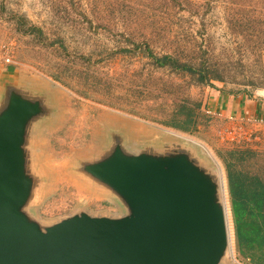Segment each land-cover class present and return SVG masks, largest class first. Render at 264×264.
<instances>
[{
    "label": "rangeland",
    "instance_id": "374dc122",
    "mask_svg": "<svg viewBox=\"0 0 264 264\" xmlns=\"http://www.w3.org/2000/svg\"><path fill=\"white\" fill-rule=\"evenodd\" d=\"M133 43L202 64L209 82L157 68ZM0 61L14 70L15 81L44 92L53 107L32 135L30 171L38 183L27 209L31 219L47 229L81 215L124 217L123 204L82 173L81 165L106 147L113 151L120 131L127 134L125 148L136 155L144 147L184 141L196 160L223 178L231 243L221 264H249L237 255L223 161L228 152L249 147L222 141L228 126L210 113L209 102L214 92L251 93L263 86L264 0H0ZM59 74L88 77L90 96L79 93L86 92L83 80L71 90L53 79ZM109 80L112 97L106 95ZM184 100L195 109L191 133L153 120H186ZM239 168L263 176L264 154L248 157Z\"/></svg>",
    "mask_w": 264,
    "mask_h": 264
},
{
    "label": "water",
    "instance_id": "95a60500",
    "mask_svg": "<svg viewBox=\"0 0 264 264\" xmlns=\"http://www.w3.org/2000/svg\"><path fill=\"white\" fill-rule=\"evenodd\" d=\"M43 93L14 78L0 86V264L222 263L231 243L223 178L184 141L136 155L120 131L113 151L81 165L124 217L81 215L47 229L31 219L32 135L53 115Z\"/></svg>",
    "mask_w": 264,
    "mask_h": 264
},
{
    "label": "trees",
    "instance_id": "16d2710c",
    "mask_svg": "<svg viewBox=\"0 0 264 264\" xmlns=\"http://www.w3.org/2000/svg\"><path fill=\"white\" fill-rule=\"evenodd\" d=\"M16 19L24 23L25 26L29 24L23 17H17ZM31 29L33 32L44 35V32L41 29L34 26H31ZM132 45L134 47L137 46L136 49L141 48L142 55L150 59L152 65L157 68L188 74L200 84H206L209 82L208 78H205L207 77L205 74L207 69L203 67L202 64L182 62L178 57L170 54L163 56L156 55L149 43L140 45V47L136 43H133ZM143 46H145V48ZM82 59L89 61L85 56H82ZM88 73H90V71ZM88 73L87 75H89ZM53 79L71 90L78 89L81 85L80 81L83 80L84 84H82L81 87L82 90H85L86 92L79 93L85 97L90 96L88 90L90 89L91 84H89L88 77L86 80L81 77L64 78L59 74L53 75ZM108 84L109 86L107 87L108 91L106 95L107 97H112L114 96L112 81L109 80ZM103 104L113 108H119L118 105L112 102H104ZM180 108L181 111L185 112V110H187L189 112V115L186 117L187 119L184 121H177V117L179 118L180 115L174 116L172 120L167 122L158 119L153 120L166 127L184 133H191L193 130L192 125L195 124V117L193 114L195 109L191 110L189 108V102L185 100ZM130 112L140 116V113L135 110H130ZM143 117L145 118V116ZM246 149L247 150L228 152V157L223 158L227 172L230 212L234 225L236 249L239 259L247 261L249 264H264V175H255L239 168L248 157L253 158L256 155L258 156L259 154L264 153L251 148Z\"/></svg>",
    "mask_w": 264,
    "mask_h": 264
},
{
    "label": "crops",
    "instance_id": "0c3cea01",
    "mask_svg": "<svg viewBox=\"0 0 264 264\" xmlns=\"http://www.w3.org/2000/svg\"><path fill=\"white\" fill-rule=\"evenodd\" d=\"M14 74L11 67H6L0 61V86L4 81L14 78ZM211 96L210 113L217 117L223 126H228L223 131L227 132V137L225 139L221 137L222 141L235 144L231 137L235 130L243 128L248 138L242 144L264 153V124H254L255 120H264V84L251 93L223 94L218 91Z\"/></svg>",
    "mask_w": 264,
    "mask_h": 264
},
{
    "label": "built area",
    "instance_id": "2783aa9c",
    "mask_svg": "<svg viewBox=\"0 0 264 264\" xmlns=\"http://www.w3.org/2000/svg\"><path fill=\"white\" fill-rule=\"evenodd\" d=\"M5 62L7 64H13L12 58H10V57H7L6 60H5ZM231 120L234 121L233 118ZM254 124H256V125H263L264 124V120H262V119L255 120L254 121ZM221 137L223 139H225L227 137V132H224L221 135ZM231 138H232V140H231L232 142H236L238 144H242L244 141H247L248 134L245 131V129L241 128V129L235 130V134Z\"/></svg>",
    "mask_w": 264,
    "mask_h": 264
}]
</instances>
